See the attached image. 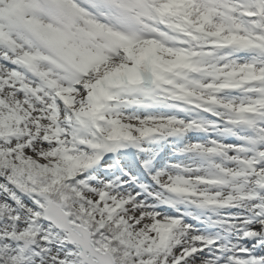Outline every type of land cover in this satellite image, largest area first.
<instances>
[{"label":"snow or ice","instance_id":"6c2138e0","mask_svg":"<svg viewBox=\"0 0 264 264\" xmlns=\"http://www.w3.org/2000/svg\"><path fill=\"white\" fill-rule=\"evenodd\" d=\"M0 264H264V0H0Z\"/></svg>","mask_w":264,"mask_h":264}]
</instances>
